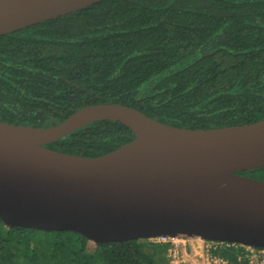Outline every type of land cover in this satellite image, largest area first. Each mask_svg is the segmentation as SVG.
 Masks as SVG:
<instances>
[{
    "label": "trees",
    "instance_id": "16d2710c",
    "mask_svg": "<svg viewBox=\"0 0 264 264\" xmlns=\"http://www.w3.org/2000/svg\"><path fill=\"white\" fill-rule=\"evenodd\" d=\"M104 103L188 129L263 120L264 0H103L0 35V121L49 127ZM132 139L104 120L45 147L94 158ZM238 174L264 181V167ZM167 249L0 220V264H168Z\"/></svg>",
    "mask_w": 264,
    "mask_h": 264
},
{
    "label": "water",
    "instance_id": "95a60500",
    "mask_svg": "<svg viewBox=\"0 0 264 264\" xmlns=\"http://www.w3.org/2000/svg\"><path fill=\"white\" fill-rule=\"evenodd\" d=\"M101 1L0 0V35ZM104 120L124 125L133 139L94 158L45 147ZM262 167L264 119L188 129L104 103L49 127L0 121V220L95 244L169 236L264 248V181L238 174Z\"/></svg>",
    "mask_w": 264,
    "mask_h": 264
},
{
    "label": "built area",
    "instance_id": "2783aa9c",
    "mask_svg": "<svg viewBox=\"0 0 264 264\" xmlns=\"http://www.w3.org/2000/svg\"><path fill=\"white\" fill-rule=\"evenodd\" d=\"M196 240V241H194ZM151 244H166V256L171 264H179L180 258L197 255L198 264H234L222 255L227 252L240 264H264V248L245 246L224 241L203 240L198 237L158 236L146 239Z\"/></svg>",
    "mask_w": 264,
    "mask_h": 264
},
{
    "label": "rangeland",
    "instance_id": "374dc122",
    "mask_svg": "<svg viewBox=\"0 0 264 264\" xmlns=\"http://www.w3.org/2000/svg\"><path fill=\"white\" fill-rule=\"evenodd\" d=\"M166 258H167V256H166ZM196 259H197V255L196 256L191 255L189 258H180L178 263L179 264H198V261H196ZM21 261L24 262V259H21ZM168 264H171V263L168 261Z\"/></svg>",
    "mask_w": 264,
    "mask_h": 264
},
{
    "label": "crops",
    "instance_id": "0c3cea01",
    "mask_svg": "<svg viewBox=\"0 0 264 264\" xmlns=\"http://www.w3.org/2000/svg\"><path fill=\"white\" fill-rule=\"evenodd\" d=\"M194 241H196V240H194ZM187 258H189V257H187Z\"/></svg>",
    "mask_w": 264,
    "mask_h": 264
}]
</instances>
